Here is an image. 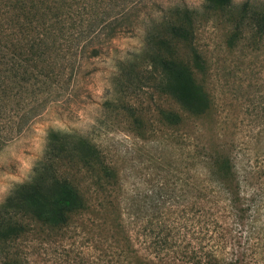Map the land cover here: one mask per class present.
Instances as JSON below:
<instances>
[{
    "label": "trees",
    "instance_id": "1",
    "mask_svg": "<svg viewBox=\"0 0 264 264\" xmlns=\"http://www.w3.org/2000/svg\"><path fill=\"white\" fill-rule=\"evenodd\" d=\"M148 3L0 0V139L10 140L48 105L75 93L83 62L98 56L105 42L142 28L141 47L117 61L102 107L130 120L147 139L156 124L177 127V226L151 229L146 253L129 236L124 242L112 237L103 249L87 237L91 249L101 251V263L93 264H263L264 162L238 164L232 144L182 130L214 107L205 60L193 45L200 18L226 22L228 49L259 50L264 0H203L200 9ZM142 93H148L145 101ZM167 100L179 110L163 107ZM120 187L118 168L97 143L74 129H49L31 178L14 184L0 202V264H30L35 252L62 242L69 231L79 237L101 230L99 223L72 222L95 209L99 193ZM78 247L75 264H82L90 247Z\"/></svg>",
    "mask_w": 264,
    "mask_h": 264
},
{
    "label": "rangeland",
    "instance_id": "2",
    "mask_svg": "<svg viewBox=\"0 0 264 264\" xmlns=\"http://www.w3.org/2000/svg\"><path fill=\"white\" fill-rule=\"evenodd\" d=\"M154 2L200 9L203 0H149L148 5ZM228 34L222 18H200L193 45L205 60L214 107L199 124L192 127L188 123L182 131L197 134V130L206 138L214 134L216 142L232 144L238 164L248 162L257 167L264 162V47L230 50L226 46ZM142 37L143 30L138 28L105 42L98 56L83 62L75 93L65 101L48 105L10 140L0 139V202L14 184L31 178L34 164L44 152L49 129H74L87 135L118 168L121 178L120 188L99 193L93 200L95 209L81 218L74 217L72 222L99 223L101 230L96 227L89 236L79 237L69 231L62 242H52L45 250L43 246L35 252L30 264H75L80 260V245L90 247L91 254L82 264L98 263L99 249L105 248L112 237L124 242L129 236L139 252L146 253L154 240L153 234L149 237L151 229L156 232L161 226H177V127L161 130L156 124L154 136L147 139L137 135L130 120L102 107L117 61L137 51ZM146 96L148 93H142L141 99L145 101ZM161 104L179 110L170 100ZM181 175L191 180L190 172ZM189 207L195 209L188 201ZM118 223L121 226L114 231L112 226ZM87 237L99 249H91Z\"/></svg>",
    "mask_w": 264,
    "mask_h": 264
}]
</instances>
